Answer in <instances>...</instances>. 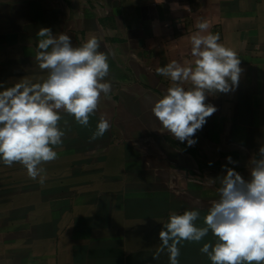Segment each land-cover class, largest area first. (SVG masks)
I'll return each instance as SVG.
<instances>
[{
	"label": "crops",
	"instance_id": "0c3cea01",
	"mask_svg": "<svg viewBox=\"0 0 264 264\" xmlns=\"http://www.w3.org/2000/svg\"><path fill=\"white\" fill-rule=\"evenodd\" d=\"M200 19L237 53L242 73L232 91L207 96L217 111L188 146L151 109L172 84L156 68L194 66ZM41 27L68 34L74 47L98 37L99 51L114 53L112 91L87 127L61 113L65 136L58 158L40 166L43 184L0 161V264H170L167 250L152 258L170 213L198 210L194 223L204 227L222 166L250 179L249 160L264 145V0H0V91L47 78L34 59ZM101 115L110 129L92 140ZM215 242L211 230L181 241L179 264H212L200 249Z\"/></svg>",
	"mask_w": 264,
	"mask_h": 264
},
{
	"label": "clouds",
	"instance_id": "9594fccd",
	"mask_svg": "<svg viewBox=\"0 0 264 264\" xmlns=\"http://www.w3.org/2000/svg\"><path fill=\"white\" fill-rule=\"evenodd\" d=\"M180 8L172 5L174 11ZM195 27L190 37L194 66L173 60L156 68V74L169 77L172 84L151 109L162 130L188 146L197 142L193 137L217 111L206 103L207 96L232 91L242 73L237 53L218 42L220 36L209 31L207 20H198ZM37 36L34 59L41 70H47V78L37 83L24 79L0 91V161L8 167L21 164L29 178L39 177L43 184L46 174L40 166L58 158L54 146L62 145L65 136L59 126L61 113L73 116L79 125H89L102 94L110 98L112 84L106 78L108 58L114 53L99 51L101 42L96 36L79 47L73 46L68 34H53L48 27H41ZM185 82L191 84L187 90ZM109 129L108 119L101 115L91 139L104 136ZM258 154L259 159L254 155L249 160L250 179L222 166L226 174L220 179L219 199L211 201L204 227L194 223L198 210L170 213L152 258L158 260L167 250L170 264H179L181 241L200 242L211 230L215 244L204 243L200 251L212 264H264V145ZM226 159L235 163L230 156Z\"/></svg>",
	"mask_w": 264,
	"mask_h": 264
}]
</instances>
